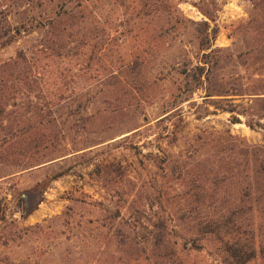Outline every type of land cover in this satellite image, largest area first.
<instances>
[{"label": "rangeland", "instance_id": "1", "mask_svg": "<svg viewBox=\"0 0 264 264\" xmlns=\"http://www.w3.org/2000/svg\"><path fill=\"white\" fill-rule=\"evenodd\" d=\"M263 156L264 0H0V264H264Z\"/></svg>", "mask_w": 264, "mask_h": 264}, {"label": "trees", "instance_id": "2", "mask_svg": "<svg viewBox=\"0 0 264 264\" xmlns=\"http://www.w3.org/2000/svg\"><path fill=\"white\" fill-rule=\"evenodd\" d=\"M261 163L264 168V156L263 159H261ZM64 173L60 175H56L54 178H59L63 176ZM239 213H235L232 215H235ZM198 218H201L198 216ZM197 219V218H196ZM195 219V220H196ZM233 217H229L223 227L217 226V221L213 217L210 221H208L206 224L204 222H200L199 225L202 229H200L201 235H209L215 240H218L220 243V251L223 256V259L226 263L229 264H247L249 263L256 255L255 248L252 246L251 242H247L244 238L236 237V232L234 229V223ZM221 228H226L227 232L225 236H221ZM167 234L165 233V228L162 226L157 225L156 226V233H155V242H154V248L160 252V250L164 247V242L166 240ZM244 239V242H243ZM175 250V249H174ZM176 251H174V257L172 255V258L176 260Z\"/></svg>", "mask_w": 264, "mask_h": 264}]
</instances>
